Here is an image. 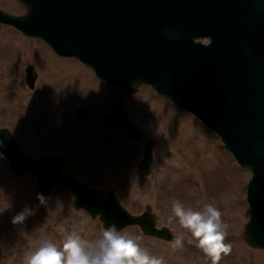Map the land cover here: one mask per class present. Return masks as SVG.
I'll return each instance as SVG.
<instances>
[{
	"label": "water",
	"instance_id": "obj_1",
	"mask_svg": "<svg viewBox=\"0 0 264 264\" xmlns=\"http://www.w3.org/2000/svg\"><path fill=\"white\" fill-rule=\"evenodd\" d=\"M31 1L47 20L34 34L57 54L77 58L131 93L150 86L220 137L239 168L250 172L243 240L264 250V0ZM113 115L112 110L100 121L140 137L135 124L116 125ZM0 142L10 173H36L44 197L63 184L73 209L99 217L104 228L139 225L146 234H162L125 210L111 191L89 188L61 171L47 183L36 162L21 156L7 127L0 126ZM149 159L147 150L138 175L148 174Z\"/></svg>",
	"mask_w": 264,
	"mask_h": 264
},
{
	"label": "flooded vegetation",
	"instance_id": "obj_2",
	"mask_svg": "<svg viewBox=\"0 0 264 264\" xmlns=\"http://www.w3.org/2000/svg\"><path fill=\"white\" fill-rule=\"evenodd\" d=\"M25 1L0 0V116L2 110H11V125L24 129V134L16 136L9 127L0 126L11 131L21 156L36 162L38 171L48 177L47 183L61 171L89 188L113 192L125 210L142 216L145 226L152 225L162 234H146L139 225L117 231L128 238L140 237V247L152 256L162 257L164 264H193L183 247L172 246L176 236L182 235L188 243L186 237L191 234L175 220L169 223L168 217L176 200L200 211L204 204L200 197H193L190 177L176 179L173 128L165 129L164 137L154 134L157 127L149 128L157 119L161 121L162 115L167 121L168 114L188 113L149 86H139L131 93L97 77L77 58L57 54L34 34L47 27L45 11L39 4ZM144 89L148 95L142 94ZM112 110L116 125L131 121L140 129V137L132 139L123 128L103 124L101 117ZM65 120L72 126L67 128ZM147 142L149 148L144 146ZM147 150L150 159L145 167L149 172L138 175L137 167ZM1 157L6 163L3 154ZM13 177L30 178L34 202H39L35 197L39 193L36 173ZM132 179L142 184L144 196L152 194L150 201L140 202L138 207L121 198ZM46 198L47 205L54 209L62 210L66 203L72 207V196L63 184L54 185ZM89 217L102 226L99 217Z\"/></svg>",
	"mask_w": 264,
	"mask_h": 264
},
{
	"label": "rangeland",
	"instance_id": "obj_3",
	"mask_svg": "<svg viewBox=\"0 0 264 264\" xmlns=\"http://www.w3.org/2000/svg\"><path fill=\"white\" fill-rule=\"evenodd\" d=\"M142 94L148 95V90L144 89ZM1 113L0 125L9 127L16 136L24 134V129L22 131L20 127L11 125V110H2ZM162 116L161 121L157 119L155 125L150 124L149 128L157 127L154 134L160 137L167 134L165 129L173 128L177 143L176 179L180 181L183 177H190L193 197H200L204 205L217 207L222 213L223 222L228 225L225 242L232 245V251L219 264H264V250L249 247L242 234L243 224L249 215L245 192L250 172L240 169L218 136L192 115L172 113L168 114L167 121ZM63 124L67 128L72 126L66 120ZM141 188L142 184L132 179L121 195L122 201L133 202L135 207L140 202L150 201L152 194L144 196ZM25 208L33 210L34 214L29 215L22 224L14 225L13 218ZM103 230L97 219H91L84 211L74 210L68 203L58 210L47 203L34 202L31 179L11 176L0 156V264H25L26 253L37 250L42 239L61 247L65 236L72 231L86 240L94 241L99 239ZM186 240L188 243L184 242L183 250L189 253L193 264H211L191 235Z\"/></svg>",
	"mask_w": 264,
	"mask_h": 264
},
{
	"label": "clouds",
	"instance_id": "obj_4",
	"mask_svg": "<svg viewBox=\"0 0 264 264\" xmlns=\"http://www.w3.org/2000/svg\"><path fill=\"white\" fill-rule=\"evenodd\" d=\"M37 199L42 205L47 203V198L42 194L38 193ZM171 211L168 222L173 223L175 220L181 229L187 230L211 264H219L224 256L231 254L232 245L225 242L228 225L223 222L222 213L213 204L204 205L200 211L186 208L176 200ZM32 214L33 210L25 208L13 218L12 223L22 224ZM139 239L122 235L114 224L105 228L99 239L94 241L86 240L72 231L65 236L61 247L42 239L37 250L26 253L25 264H164L162 257L152 256L142 249ZM183 245L182 235L172 241L174 248H182Z\"/></svg>",
	"mask_w": 264,
	"mask_h": 264
}]
</instances>
